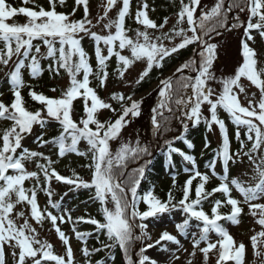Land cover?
<instances>
[{"label":"snow or ice","instance_id":"1","mask_svg":"<svg viewBox=\"0 0 264 264\" xmlns=\"http://www.w3.org/2000/svg\"><path fill=\"white\" fill-rule=\"evenodd\" d=\"M23 2L27 4L30 0ZM65 2L66 0H48V9L38 6V10H34L28 7L17 9L6 0H0V42L3 43V48H0V65L7 67L9 62L13 61V57L16 58L14 67L6 73L13 99L10 104L0 101V119L12 122L11 127L4 129L0 134L2 141L0 145V264H7L6 249L11 251L12 264H44V262L75 264V253L70 238L60 227L66 223L73 225L72 232L75 238L84 245L80 251L85 257V264H88V258L94 252L105 249L110 252L115 247H119L124 254L125 264H158L156 260L146 255L148 249L160 246L162 251H168V245L173 244L178 246L176 251H179L183 246L176 235L166 230L152 243H145L146 240H152L145 221L149 218L158 219L166 213L177 210L185 215L183 221L175 225L179 235L187 237L190 222L192 220L198 222L199 234L197 238V233H192L190 257H194L198 249L204 256L205 264H208L209 253L218 248L216 264H224L228 261L244 264L245 244L243 242L237 244L220 223L227 221L238 225L243 212L242 204L248 206V212L252 217H257L255 222L260 226V231L250 237V242L254 255L261 256L259 247L264 245V203H254V201L264 200V67L259 66L257 51L250 46L249 41L255 42L253 30L259 34L261 40H264V0H215L214 5L201 11L198 17L196 13L201 0H187V2L179 0V8L175 13V23L172 28L156 36H153L149 30L164 29L169 17H164V22L157 24L149 17V5L146 0H141L134 17L130 13L131 0H106L103 15L97 18V24L107 20L103 24V28L108 32L107 35L91 30L96 25L89 18V0H75L76 7H73L71 12H58L57 3L64 6ZM79 6H83V18L73 19ZM113 8L117 9L116 17L110 19L109 12ZM237 9L236 14L230 19L229 14ZM245 11H247L246 21L240 16V13ZM17 14H23L27 22L23 24L7 22ZM126 17L133 18L137 25L143 26V30L141 28L134 30L135 38L127 34L131 29L125 25ZM185 23L187 28L182 26ZM238 29L243 30V38L240 40L242 63L236 69L234 76L221 78L218 81L222 85V90L217 94L209 83L217 80L212 68L217 59L218 44L212 43L211 40L215 36L222 35L221 30L232 32ZM189 32L191 35H188ZM85 37L95 42V71L89 63L88 54L82 47L81 41ZM176 37L182 38L181 42L172 47H167L163 43L165 40L171 42ZM36 40L42 42L46 49L45 53L41 52V44H33ZM194 43L199 47L197 52L199 61L191 58L176 68L175 73H183L187 69L196 75L194 77L180 75L176 78L178 87L173 84L175 73L160 81V100L151 110L152 135L154 138L156 136L163 138L164 134L172 131V119H177L182 124L183 132L174 139H182L187 148L192 149L193 144L185 138L189 128L188 121H191L192 126L195 127L203 120L209 130L216 125L222 142L216 150V159L211 161L208 167L212 169V175L217 176L215 166L218 160L222 163L225 174L217 177L220 180L217 187L212 188L210 192L206 191L205 184L210 177L197 170L192 155L174 147L173 140L165 139L166 159L169 166H173L174 153L192 166L191 169L187 166L184 168V171L190 172L191 175L183 186V196L178 201L174 200L171 191L165 201L159 199L152 191L140 196L138 187L145 177L147 166L151 164L150 159L144 158L152 156L151 147L142 144L139 139L134 144L131 138L124 141L122 131L132 119L140 116L143 100L137 101L132 96L113 92L110 98L121 108L117 113V109L111 103L101 99L96 90L89 86V77L95 76L98 86L105 87L109 78L108 61L115 56V73L121 80L135 62L145 63L146 66L135 81L139 84L153 68L161 69L166 58ZM101 45L106 47L107 55L103 54ZM125 49L130 51V56L121 54ZM41 59L51 60L48 66L50 74L58 76L60 71L64 70L69 77L68 86L61 91L58 98L37 93L29 86L28 95L33 101L42 105L46 115H42L40 109L28 110L21 93V89L27 86L22 78V69L27 68L33 78L39 77L44 71L40 64ZM81 73L82 78H78ZM242 77L259 89L258 102L245 97L247 106L242 105L238 93L234 90L238 89L240 93L245 91L240 83ZM189 88L191 94L185 96L184 93ZM51 90L56 91L55 88ZM79 98L83 100L84 117L77 123L73 119L75 111L73 102ZM205 104L208 106L209 117H204L201 112V107ZM219 109L227 112L232 123L236 125L235 137L240 147L235 153L230 150L228 129L225 121L218 116ZM100 110H110L116 114V119L101 122L98 118ZM176 112H179V115H176ZM48 119L58 122L62 130L51 140H44L43 135L37 137L39 146L55 145L60 157L67 153H75L88 159L90 154L91 162L83 165L91 170L90 182L75 172L71 177L61 175L53 167L55 162L42 152L24 148L17 155V150L22 148L21 142L24 136L31 133L34 125L43 128ZM242 128L245 129L243 135L246 140L241 138ZM81 141L86 142L88 146L86 151H80L77 147ZM111 141H119V147L114 152L110 148ZM248 142H251L250 148H247ZM205 147H208L207 142ZM243 157H247L254 165L253 178L257 182L246 187L236 179L231 181V185L243 197L241 201L231 195L227 176L230 163L234 164L237 159L242 160ZM142 159L144 162L139 167L127 170L130 163ZM41 160L44 162L42 163ZM31 161H35L37 171L26 169L25 162ZM197 177L199 183L195 186V198L190 199L191 185ZM26 180L34 182L31 188L24 186ZM53 180L70 186V191L81 188L94 189L92 199L99 202L103 221L83 216L74 220L67 209L62 210L60 201L52 199ZM173 185H175V175ZM38 191H43L48 197V203L43 209L37 201ZM215 193H221L224 199L214 201L209 215L201 205ZM141 201L146 205L144 211L139 210ZM17 205L24 206L28 215L25 210L15 211ZM225 206H230V212L220 211ZM13 214L16 218H22L23 223L17 225ZM29 216L41 227L45 221L50 222L51 228L55 230L66 249V258L64 255L54 254L53 245L38 238L36 228L29 222ZM80 222L94 225L97 238L100 233H104L109 243L101 242L100 248L90 250L87 247V239L92 233L77 231L76 224ZM211 232L218 237L215 242L209 240ZM137 243L140 245L139 250L135 252L138 259L134 260L133 250ZM202 243L204 247H200ZM109 258H112L111 255ZM172 258L179 259V256L172 252ZM97 264L102 262L97 261ZM188 264H192L191 259L188 260Z\"/></svg>","mask_w":264,"mask_h":264},{"label":"trees","instance_id":"2","mask_svg":"<svg viewBox=\"0 0 264 264\" xmlns=\"http://www.w3.org/2000/svg\"><path fill=\"white\" fill-rule=\"evenodd\" d=\"M93 1L97 2V0H89V10H90V17L92 15V4ZM8 4H10L12 7L15 8H20V7H28L32 8L34 10H38V6H42L45 9L49 8L48 0H34L32 2H29L27 4L21 2V0H6ZM187 2V0H185ZM215 3V0H201L200 7L197 10L196 16L198 17L200 15L201 11H204L211 6H213ZM76 7L75 5V0H66L64 6H60L59 3H57L56 10L58 12H64V13H69L72 11V8ZM179 8V0H152L149 10H150V16L151 18L156 19V23L160 24L164 22V17H174L175 13L178 11ZM152 9H155V11H152ZM237 10H234L232 12V16L236 14ZM83 6H79L77 8V11L75 13V16L72 17L73 19H82L83 18ZM241 19L246 21L247 18V11L244 13H240ZM89 17V18H90ZM134 17V16H133ZM230 17V14H229ZM26 17L23 16V14H17L15 17L11 18L8 23H18V24H23L26 22ZM175 23V20L173 23L169 25V28H167V31L163 32H168L169 29L172 28L173 24ZM185 27V24L182 25ZM126 27L128 29H131L129 31V34H133L136 28H141L143 30V26L137 25L135 23V20L133 18H127L126 17ZM150 33H152L153 36L160 35L161 30H149ZM230 35H232L233 39L235 40L234 42V47L231 49V54L228 52L229 49V44H228V39H230ZM238 35V36H236ZM243 38V30L238 29L234 31V34H223L220 36H215L211 42L212 43H217L218 44V49H217V59L214 61L212 71L215 73L217 80L216 81H210V86L216 91L217 94L222 90V85L218 82L221 78L225 77H230L234 76L236 69L239 67V65L242 63V56L240 55V40ZM254 38L255 42H253L254 46L253 48L257 51V59H258V64L260 67H264V44L261 42V38L259 37V34L254 31ZM231 40V39H230ZM225 42V48L222 49V46L224 45L223 43ZM85 44V42H83ZM3 43L0 42V48H2ZM198 47L197 44H191L188 45L187 47L180 49L177 53H174L171 57L166 58V60L163 63V67L161 69L153 68V70L146 76L143 81L139 84H135L134 87L130 90L128 93H123L119 92L117 90H113L110 93L109 96V101L113 105L114 108L117 109V113L121 111L120 105L114 101L111 100V94L113 92L116 93H123L125 96H132L137 93H142L148 90L151 85L160 79L162 75L167 73L178 61H184V59L188 56L191 58H194V52L195 48ZM85 50V49H84ZM85 52L88 54L89 57V63L92 65L93 70L95 71L96 68V61L92 60V54L88 51L85 50ZM75 59V58H74ZM235 59V61H234ZM197 61H199V56L197 55L196 58ZM43 73L39 77L35 79V81L32 84H28L25 87V90L23 92V97L25 101V107L30 110V111H36L38 109L42 110V105L39 104L36 101H33L31 97L28 95L29 92V86L31 87L32 90L36 91L37 93H42L48 97H52L53 94H56L57 96H60L61 94V89L59 85L57 84L58 80L60 79L61 76L64 75V70L60 71V75H53L50 74L48 71V66L51 63V60L45 59L43 60ZM116 69V58L113 56L112 59L108 61V72H109V78L106 81V84L112 83L117 84L120 79L117 78V74L115 73ZM184 76H188L189 74H181ZM180 76V75H179ZM178 76V77H179ZM176 77V78H178ZM176 78L173 80L174 86L178 87L176 85ZM7 78L4 80H0V85L3 86L6 84ZM90 85L96 90V92L102 96V88L98 86V81L95 79V76H92L90 79ZM161 87V85H160ZM159 87V88H160ZM55 88L56 91H52L51 89ZM159 88L157 90H154L153 93H156L158 102L160 100L159 97ZM152 94V93H151ZM191 94V89L189 88L184 95L188 96ZM151 96V95H150ZM12 99V95H8L6 99H2L5 104H10ZM149 100V98H147ZM157 100L154 102L153 105L147 104L148 108L153 109L154 107L157 106L158 104ZM130 103V102H129ZM75 111L73 113V119L79 122V120L84 117V112H83V100L82 98H79L73 102ZM203 106L201 107V110L203 111ZM173 108L175 109V105H173ZM145 110V100H143V103L141 104V112ZM222 109L218 110V116L220 119L225 121V124L228 129H230V139L233 141L234 147H233V153H235L240 145L238 141L236 140L235 133H236V125L233 124L230 119L229 115L227 112L223 111ZM43 112V110H42ZM220 113V115H219ZM167 114V113H166ZM176 115H179V112H176ZM151 115L149 116V124L151 125ZM209 117V116H206ZM98 118L101 120V122L106 121V120H115L116 119V114L113 112L106 111L105 113H100L98 115ZM137 118L132 119L131 123L123 129L122 131V138L124 141H128L129 138H131L132 143L134 144L137 139H139L142 144H147L151 147L152 151V156L155 152V149L157 147V144H159V151L157 154H155L153 157H145L144 159H150L151 164L147 166V171L145 173V177L142 179L139 187H138V194L140 196H143L146 192L152 191L154 195H156L159 199L162 201L167 200L168 198V193L169 191L172 192L174 200L178 201L179 199L182 198L183 196V186L185 184V181L188 180L189 176L191 175L190 172H185L184 168L187 166L189 169H191V165L187 164L183 159L176 153L173 154L172 157V165L169 166V164L166 161V146L164 145V140H173V145L181 150H183L186 154L192 155L195 158L196 161V167L197 170H199L201 173H206L209 175V173L212 171L208 165L210 164L211 161L216 159V151L215 148L218 146H215L213 140H211V132L207 128L206 125L202 123L203 120L194 128H192L191 121H188L189 123V128L187 133L185 134V138L189 140L193 144L192 149H188L186 145H184L181 140H176L174 139L177 136H180L181 133L183 132V127L182 124L180 123L179 120L177 119H172L171 121V128L172 131L164 134L163 138L160 136H156L154 138V141L151 140H146L143 138L142 133H141V125L140 121L137 120ZM12 122L11 121H5L0 119V134H2V131L4 129H7L11 127ZM94 127V126H92ZM213 127V126H212ZM48 128L50 132L48 134H44V129ZM61 126L59 125L58 122L54 120H49L45 124L43 128L38 126L35 128L32 133L27 136L26 140H23L22 142V148L18 150V152H21L24 148H28L30 146H39V142L37 140V137L43 135L44 140H50L53 137H56L57 134L60 133L61 131ZM245 129H241V138L246 140V137H244ZM208 143V147H205V143ZM117 146V147H116ZM119 147V141H111L110 142V148L114 152L117 148ZM251 147V142L247 143V148ZM247 148L245 150H247ZM242 159L247 160V157H244ZM72 160L77 163H73L72 161H68L69 163L62 165L59 168V172L61 175L71 177L73 172H75L77 175H79L83 179L91 180V170L88 168L83 167V165L90 163V154L89 158L86 159L84 157L78 156H72ZM238 160V159H237ZM144 160L137 161L135 163H130L128 165V171H130L132 168L139 167L141 164H143ZM219 161L217 160L216 163V171L221 172L220 170V165L218 163ZM239 162L237 161L236 163L231 165V174L234 175L235 171L238 169ZM175 175V185H173V176ZM54 180L52 181L51 187L52 190L57 189L56 192H53L54 195L52 199L54 201H58L59 198L62 199V206L67 204V209L70 210L71 215L73 219L75 220L76 217H94L97 220L103 221L102 214L100 212V205L98 201H95L92 199L94 196V189L93 190H88V189H78V190H71L66 188V186H59L56 187L54 185ZM199 183V178L197 177L195 180H193L192 185H191V190H190V199L195 198V186L196 184ZM215 182L213 180H209L205 184V190L206 191H211L212 188L216 187ZM231 187V195H232V186L229 184ZM65 193H67L65 195ZM43 196L44 201L47 205L48 203V197L45 195L43 191H38L37 197L38 196ZM223 200L224 197L221 193H215L213 196L208 197L207 200L202 202V208L203 210L208 213L209 215L211 214V211L208 210V207L212 206L215 200ZM92 200V201H90ZM90 202H92V205L90 209H88L86 206L90 205ZM82 206L83 210L81 214H76V208ZM109 207L111 205H108ZM24 209V206H23ZM146 205L141 201L139 204V210H145ZM222 213H228L230 212V206H225L220 209ZM181 211H172L170 213H166L162 216H160L158 219L154 218H149L146 223H148L152 227L156 226H161V225H166V224H172L178 217ZM185 216V215H184ZM242 218H245V216H242ZM35 222V221H34ZM36 223V222H35ZM220 223L223 224L225 228H227L230 225L229 222L227 221H221ZM198 222L195 220H192L190 222V227L188 231L198 228L197 227ZM47 226L50 228L51 224L48 221H45L43 223V226ZM76 226L79 229H82V232H88L92 233L90 237L87 239V247L91 250L94 248H100L101 247V242L103 243H109L106 235L104 233H100L98 238H97V233L95 230V226L91 224H87L84 222L77 223ZM65 227V224L61 226V229ZM38 238L42 240L40 235H38ZM172 244L168 245V251H162L160 246H156L152 249L147 250V254L151 258H158V259H163L167 255V253L171 250ZM64 247V246H63ZM53 251L54 254L57 253V248L53 246ZM109 255H111L112 258H109ZM97 261H101L102 264H125V257L122 251L119 249V247H115L110 250H103L100 252H94L91 255V263L90 264H97ZM7 262L8 264H12V259H11V251L9 250L7 252ZM44 264H50L48 262H44Z\"/></svg>","mask_w":264,"mask_h":264},{"label":"rangeland","instance_id":"3","mask_svg":"<svg viewBox=\"0 0 264 264\" xmlns=\"http://www.w3.org/2000/svg\"><path fill=\"white\" fill-rule=\"evenodd\" d=\"M141 0H134V3H138V5L140 4ZM106 4V0H99L98 3H96L93 6V14L91 16V20L92 23L94 25H96L95 27H93L91 30L97 32L98 34L101 35H105L107 30H105L103 28V24L107 22V20L102 21L101 23L97 24V18L101 15H103V6ZM116 8H113L110 12H109V18L111 17L112 14L116 13ZM111 19V18H110ZM171 22V21H170ZM165 29V28H164ZM233 30L232 32H226L225 34H234ZM238 36V35H236ZM132 38H135V33L134 35L131 36ZM86 40H89L90 38L85 37ZM231 39V40H230ZM230 39H228V44H229V49L228 52H230L231 54V49L234 47V42L235 40L233 39L232 35H230ZM178 39L176 41H165V46L171 47L175 44V42H177ZM224 45L222 46V49H224L225 47V42L223 43ZM101 47H104L103 45H101ZM105 53V50L103 52V54ZM121 53L127 54L128 56H130V51L128 49L123 50ZM15 57H13L14 60ZM235 61V59H234ZM12 62V61H10ZM181 64H177L173 67V69H171L166 75L163 76V78L165 77H169L172 76L175 73L176 68H178ZM145 63L141 62V61H137L134 63V65L126 72L125 77L123 78V80L120 79V81L117 84H112V83H108L105 85V87H103V99L105 102H109L108 96L107 94L113 90H117L119 92H129L135 85V81L139 78L140 73L143 71L144 67H145ZM241 85L244 87L245 91L243 93H240L238 89H234L237 93H238V98L240 99L241 103L243 106H247V98L249 99H254V101L258 102L259 100V89H257L254 85H251V83L246 79V78H241L240 81ZM69 84V77L67 75V73L65 74V76L61 77L58 81V85H60L62 87V89H65ZM158 83H154L150 90H148L145 93H142L140 95H135L133 97L134 100H145V110L141 112L140 116L138 117L137 120L140 121V125H141V133L144 139L149 140L151 138L152 135V125L149 124V116H152V109L148 108L147 104H149L150 106L154 104V102L157 100L158 102V98L156 93H153L154 89H158ZM152 91V92H151ZM152 93V94H151ZM145 94L147 96H145ZM253 94H255V96L253 97ZM151 95V96H150ZM145 96V97H144ZM149 98V100L147 99ZM208 108V106H207ZM108 110H103V113H105ZM151 118V117H150ZM150 137V138H149ZM215 142L218 143L219 142V137L217 134V130L215 131ZM117 147V146H116ZM44 155H47L51 160H55V154L52 151H47L44 153ZM66 160V159H64ZM41 162L43 163L44 161L41 160ZM55 162V161H54ZM62 163V162H61ZM55 164V163H54ZM57 164V162H56ZM36 168V165L34 164H30L29 166V170L28 171H34V169ZM37 171V169H36ZM255 176V172H254V165H250L247 164L246 166H240V169L234 174V177L244 186H252L254 185L257 181L253 178ZM31 181V180H29ZM89 181V180H87ZM30 183V182H29ZM29 185V184H28ZM27 185V186H28ZM235 189V187H234ZM236 190V189H235ZM237 199L238 200H243V197L240 196L239 192L237 191ZM255 202H260V203H264V200H260V201H254ZM110 207H113L112 205ZM243 209L244 212L246 214V220L244 222L239 223L237 226L231 227L228 232L230 235L233 236L234 240L238 243L243 242L246 246V254H245V260H244V264H264V260L257 257L256 255H254V251L250 242V237L252 235L255 234V232L260 231V226L255 222L257 217H252L249 212H248V206L246 204H243ZM16 220V218H15ZM33 227L36 228L37 232L40 234V236L47 241L50 244H55L56 246L59 245V241H58V237L55 233V231L53 229H46V228H39L37 225H35L34 222L29 221ZM17 224L22 223L21 221H17ZM175 225L172 226H162V227H158V228H153V227H147V232L149 233V235L152 237V240H146L145 243H152L153 241H155L156 239H158L159 235L163 232V231H168L169 233L176 235L177 238L180 241V244L183 246L179 251H176L177 249V245H172L171 246V251L169 253H167V255L165 256L164 259L162 260H156L158 262V264H188V260L191 259L192 260V264H202L204 262V256L202 253L199 252V250L197 249L196 251V255L194 257H190V253L192 252V244H191V240H192V233H195L194 231H191L188 233L187 237L185 236H181L179 235V233H177ZM198 234L197 233V238H198ZM218 239V237L216 236V234H214L213 232L209 233V240H211L212 242H215ZM74 253H75V257L80 255V249L82 248V246H80L79 244L76 243H70ZM205 245L202 243L200 245V247H204ZM137 248L140 247L139 243H137V245L135 246ZM184 249H187V251H184ZM172 252H175L176 256H179V259H173L172 258ZM218 252V248L214 249L211 251L210 256L216 254ZM74 257V258H75ZM214 257H212L211 260V264H215Z\"/></svg>","mask_w":264,"mask_h":264}]
</instances>
